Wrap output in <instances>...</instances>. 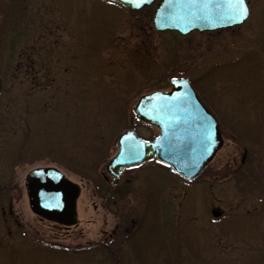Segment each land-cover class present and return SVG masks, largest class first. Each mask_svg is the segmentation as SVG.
Instances as JSON below:
<instances>
[{
	"label": "rangeland",
	"instance_id": "374dc122",
	"mask_svg": "<svg viewBox=\"0 0 264 264\" xmlns=\"http://www.w3.org/2000/svg\"><path fill=\"white\" fill-rule=\"evenodd\" d=\"M158 2L0 0V264H264V0L185 35L155 29ZM178 75L222 147L194 180L157 159L105 179L138 97ZM48 166L81 186L70 227L30 205L27 174Z\"/></svg>",
	"mask_w": 264,
	"mask_h": 264
},
{
	"label": "water",
	"instance_id": "95a60500",
	"mask_svg": "<svg viewBox=\"0 0 264 264\" xmlns=\"http://www.w3.org/2000/svg\"><path fill=\"white\" fill-rule=\"evenodd\" d=\"M116 1L130 10L153 2L143 0L137 6L136 0ZM246 19L229 22L222 19L214 7L191 5L188 0H162L153 23L157 30L172 29L187 34L195 29L214 30L241 24ZM171 83L170 88L144 93L136 100L134 125L140 118L157 126L159 134L151 140L144 139L132 127L119 135L118 149L105 164L114 182L119 180L126 166L155 156L177 173L192 179L203 171L222 146L219 123L200 100L189 79L174 76ZM26 187L35 212L66 224L75 222L80 186L61 170L53 166L36 167L27 174Z\"/></svg>",
	"mask_w": 264,
	"mask_h": 264
},
{
	"label": "snow or ice",
	"instance_id": "6c2138e0",
	"mask_svg": "<svg viewBox=\"0 0 264 264\" xmlns=\"http://www.w3.org/2000/svg\"><path fill=\"white\" fill-rule=\"evenodd\" d=\"M108 2L112 3V0H108ZM136 2L139 6L143 0H136ZM188 2L191 5H200L205 8L214 7L220 17L229 22L244 20L250 13L246 0H188ZM173 79L175 81V78Z\"/></svg>",
	"mask_w": 264,
	"mask_h": 264
},
{
	"label": "flooded vegetation",
	"instance_id": "af4514ba",
	"mask_svg": "<svg viewBox=\"0 0 264 264\" xmlns=\"http://www.w3.org/2000/svg\"><path fill=\"white\" fill-rule=\"evenodd\" d=\"M214 112V111H213ZM215 113V112H214ZM216 114V113H215ZM217 116V115H216ZM218 118V117H217ZM219 119V118H218ZM245 159V158H244ZM64 226H66V227H70V226H67V225H64Z\"/></svg>",
	"mask_w": 264,
	"mask_h": 264
}]
</instances>
